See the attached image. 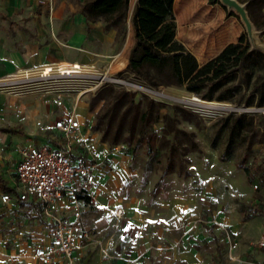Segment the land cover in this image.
Wrapping results in <instances>:
<instances>
[{
	"label": "rangeland",
	"instance_id": "rangeland-1",
	"mask_svg": "<svg viewBox=\"0 0 264 264\" xmlns=\"http://www.w3.org/2000/svg\"><path fill=\"white\" fill-rule=\"evenodd\" d=\"M241 1L247 4L245 0ZM137 4L138 0H135L134 7H131L133 0H128L124 33L121 34L120 27L104 29L113 30L115 38L110 49L104 47L99 50L113 54L124 48L127 42L134 44L132 16ZM249 12L251 20L257 24L258 41L264 44L262 7L251 6ZM228 16L239 21L241 32L245 33L239 17L232 14ZM171 17L172 14H167L163 19L138 20L137 26L144 39L174 53V71L167 64L161 72L146 68L137 76L142 85L154 87L176 98H188L191 93L186 91L185 81L197 65L191 51L195 47L214 51L219 44L218 39L223 38L220 40L222 44L231 35L180 34L176 21ZM210 38H213L210 42L212 46L201 48L200 40ZM102 59L95 64V67L100 68L97 69L99 71L107 70L109 66V55ZM256 61L258 66L250 67L252 73L247 88L244 90L241 86V91L223 102L241 106L248 101L252 106H259L258 101L261 99L260 106H264V59L258 58ZM250 68L247 67L245 72ZM108 73L133 77L126 68L120 74ZM177 76L179 84L174 82ZM242 80L236 78L234 81L242 83ZM82 97L80 124L87 129L91 140L110 148L120 144L128 148L122 152L127 158L123 171H115L116 176L108 183L107 201L97 204L95 223L90 220L87 222L98 230L97 240L86 246L77 264H107L109 260L124 257L123 254L128 251L126 249L133 251L142 243L141 238L147 235L146 226L151 217L166 210L162 216L164 218H161L162 226H175L173 216L179 209L178 213L186 211L200 217L204 221L202 230L205 234L217 241L225 239L229 245L227 240L230 231L217 218L218 210L229 213L233 209L238 219H244L248 214H244V217L239 210L243 208L248 212L251 206L249 200L238 195V192L247 190L251 194L260 193L264 199V183L259 181L264 171V112H225L203 118L175 102H163V105L153 103L149 107L147 103L152 100L149 95L142 92L137 94L113 84L102 85ZM212 101L220 102L215 99ZM25 111L24 119H20L15 110L5 113L10 121L8 127L15 129L16 137L19 134L21 138L30 136L39 139L52 133V119L48 118L46 112L38 110L35 118L30 119L27 109ZM144 112H147L146 120H143ZM143 122L154 133V144L149 150L144 144H135ZM3 142V138H0V161L7 160L8 163L11 155L1 144ZM24 143L21 142L20 146ZM5 170L3 175L11 177L13 169ZM254 185H258V188H254ZM169 201H172L173 206L167 208L165 204ZM118 208L122 209L120 214H117ZM129 223H137L138 231L133 237L124 233ZM176 237L177 242H173V245L147 241L148 256L145 255L139 264H177L178 256L184 250L178 234ZM200 249L201 246H198ZM206 250L213 251L214 248ZM179 260L187 264L181 258Z\"/></svg>",
	"mask_w": 264,
	"mask_h": 264
},
{
	"label": "crops",
	"instance_id": "crops-1",
	"mask_svg": "<svg viewBox=\"0 0 264 264\" xmlns=\"http://www.w3.org/2000/svg\"><path fill=\"white\" fill-rule=\"evenodd\" d=\"M83 1L0 0V78L15 71L33 69L48 63L77 62L100 69L95 67V64L107 55L110 59L107 70L112 73H122L127 66L133 42H127L124 48L113 54L105 50L103 52L99 50L104 49V47L111 48L115 33H113V30L104 31V27L99 20H87L81 12ZM238 1L242 2L241 0ZM245 1L247 2V0ZM134 5L135 0H133L131 7H134ZM261 7L264 12V6ZM167 14L173 15L171 18L176 21L177 32H180V34L183 32L184 35H218L217 37L231 35L222 44H220V40L223 38L218 39L219 44H217L214 51H203V49L200 50L199 47H195L191 54L197 60V65H201L217 55L228 43L236 42L237 36L241 34L240 22L236 21L235 18H230L228 16L229 11L218 1L173 0L164 16ZM252 23L254 27L257 26L255 22L252 21ZM129 38H131L130 35ZM211 40L213 38L200 40V47L206 45L209 48L212 46ZM82 98L81 96L74 105L73 97L56 100L50 95L30 94L15 97L0 92V138H3L4 141L1 144L11 155L9 164L6 163L7 160L5 162L0 161V169L3 170L0 171V178L3 184L10 189L2 190L0 188V191H2L0 195L5 192L11 195V200L7 203L2 204L0 202V263H3L7 256H14L11 262H5V264H22L25 262L41 264L29 256H17L21 249L29 246V243L25 239H17L16 230L23 229L27 232L30 228L37 226L39 232L43 233L44 227H42L43 219L39 203H23L16 199L17 178L14 167L20 159L19 150L22 146L28 143L34 145L47 143L52 146L58 144L61 136L53 126L55 119L65 112L72 111L80 121L83 114ZM26 109L30 119L35 118L38 110L46 112L48 118L52 119V133L39 139L30 136L21 138L19 134L16 137L15 129L8 127L10 121L5 113L15 110L18 112L19 118L24 119L25 113H27ZM80 131L97 148H110L91 140L87 129L81 124ZM21 142L26 143L20 146ZM16 148L18 149L16 150ZM123 151L125 150L111 152L106 158L98 161L94 169L95 182L90 188L93 194V202L86 208L80 218L84 228L91 232L92 240L75 251L73 264H77L78 260L81 259L86 246L95 243L97 240L98 230L90 227L87 222L90 220L95 223L97 213L94 211L97 204L107 201L108 183L116 176L115 171L118 173L123 171L127 159L124 157ZM79 153L78 147L75 146L71 152L72 158H77ZM5 163L7 164L6 167H4ZM5 168L13 169L11 177L3 175L6 172ZM262 180L264 183V175L259 179L260 182ZM256 188H258V185ZM238 195L243 196L250 202L251 207L248 212H245L243 208L239 210V213H243L244 217V214H248L244 219H238L233 209L229 213L221 212L220 209L217 212V218L230 231L227 240L229 245L226 244L225 239L217 241L212 236L205 234L202 230V224L197 229H190L188 225L196 215L186 211L182 214L178 213L179 209L173 216L176 225L169 227L167 234L151 240L149 237V224L157 220L163 225L161 218H164L162 216L168 211L166 210L159 212L158 216L153 215L151 217L146 226L147 235L142 236V243L135 250L126 249L128 251L123 254L124 257L110 261L114 264H139L143 262L145 255L148 256L147 241H154L159 245L163 243L173 245V242H177L176 235L178 234L184 251L180 252L177 264H183L179 260L180 258L187 264H264V252L255 245L264 225L263 195L260 193L251 194L247 190H240ZM118 204L117 207H120ZM172 206V201L165 204L167 208ZM134 224L129 223L126 225L124 229L126 235L133 237L138 231L137 223ZM5 238H9V243L3 248L1 240ZM198 240H200V245H198ZM211 240H213L212 243ZM232 242L236 243L234 248L231 247ZM198 246H201L200 250H198ZM228 246H230L229 251ZM211 247L214 248L213 251L206 250Z\"/></svg>",
	"mask_w": 264,
	"mask_h": 264
},
{
	"label": "built area",
	"instance_id": "built-area-1",
	"mask_svg": "<svg viewBox=\"0 0 264 264\" xmlns=\"http://www.w3.org/2000/svg\"><path fill=\"white\" fill-rule=\"evenodd\" d=\"M105 84L125 87L128 91L145 93L156 102H175L188 107L193 113L209 118L225 112H264V106H233L228 102L202 100L191 93L188 98H176L154 87L121 75H111L107 70H97L77 62L48 63L33 69L15 71L0 78V92L15 97L30 94L50 95L56 100L73 97V104L86 93ZM54 128L60 139L56 146L28 143L19 150L20 159L15 164L17 178L16 199L23 203L37 202L43 219L44 232L36 227L29 231L18 229L16 238L28 241L29 246L20 250L17 256L32 257L41 264H73L75 251L92 240V234L80 222L82 213L93 202L90 191L95 182L94 169L98 161L111 152L126 150L124 144L111 149H99L86 139L80 131V121L72 111L55 119ZM77 146L80 153L75 159L71 152ZM257 185H254L256 188ZM11 200L8 192L0 195L2 204ZM122 212L117 209V214ZM45 223V224H44ZM204 221L194 217L190 229H197ZM39 226V224H38ZM169 232L157 220L149 224V237L155 240ZM9 238L1 240L5 248ZM235 242L231 243L234 248ZM255 245L264 252V225ZM14 256H7L3 263L11 262ZM107 264H114L108 261Z\"/></svg>",
	"mask_w": 264,
	"mask_h": 264
},
{
	"label": "trees",
	"instance_id": "trees-1",
	"mask_svg": "<svg viewBox=\"0 0 264 264\" xmlns=\"http://www.w3.org/2000/svg\"><path fill=\"white\" fill-rule=\"evenodd\" d=\"M172 1L138 0L132 16L135 42L130 50L126 67L133 74L132 79L138 82L140 79H138L137 75L142 73L146 68L161 72V69L168 64L174 71V53L161 49L152 41L144 39L139 33L137 26L138 20L163 19ZM209 1L216 2L218 0ZM251 6H264V0H247L246 9L249 16V7ZM127 10L128 0H84L81 4V12L87 20L102 21L104 29L120 27L122 28L120 31L121 34L125 31L123 25L127 18ZM229 14L237 16L233 11H230ZM258 58L264 59V54L259 50H250L247 36L244 32H241L236 42L228 43L217 55L201 65H196L192 69L190 75L186 78L185 89L187 92L195 94L207 101H212L213 99L227 101L234 93L242 90L241 86H243L244 90L247 88L248 78L252 73L250 67L258 66V62L256 61ZM247 67L250 70L245 72ZM238 75L239 78L243 79L242 83L234 81L236 78L239 79ZM123 76L127 78L125 75ZM144 76L147 75L144 74ZM174 82L177 84L180 83L178 76ZM126 93H123V95ZM260 101L262 100L260 99L258 101L259 106L261 105ZM153 103L163 105V103L156 102L152 99L148 101L147 106L150 107ZM246 103L241 105L251 106L248 101ZM146 116L147 112H144L143 120H146ZM153 142L154 133H151L147 125L143 122L135 144L136 146L144 144L145 148L149 150L152 148ZM262 175H264V171ZM0 188L2 190H10L9 187L3 184L1 178Z\"/></svg>",
	"mask_w": 264,
	"mask_h": 264
},
{
	"label": "water",
	"instance_id": "water-1",
	"mask_svg": "<svg viewBox=\"0 0 264 264\" xmlns=\"http://www.w3.org/2000/svg\"><path fill=\"white\" fill-rule=\"evenodd\" d=\"M227 10H232L240 19L251 50L264 53V44L258 41V31L255 29L246 9V3L238 0H218Z\"/></svg>",
	"mask_w": 264,
	"mask_h": 264
}]
</instances>
